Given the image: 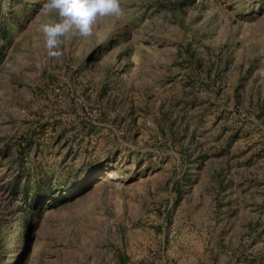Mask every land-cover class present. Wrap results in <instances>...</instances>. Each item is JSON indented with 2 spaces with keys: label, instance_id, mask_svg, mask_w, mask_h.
I'll use <instances>...</instances> for the list:
<instances>
[{
  "label": "rangeland",
  "instance_id": "obj_1",
  "mask_svg": "<svg viewBox=\"0 0 264 264\" xmlns=\"http://www.w3.org/2000/svg\"><path fill=\"white\" fill-rule=\"evenodd\" d=\"M45 2L0 0V264H264V0H120L60 56Z\"/></svg>",
  "mask_w": 264,
  "mask_h": 264
},
{
  "label": "clouds",
  "instance_id": "obj_2",
  "mask_svg": "<svg viewBox=\"0 0 264 264\" xmlns=\"http://www.w3.org/2000/svg\"><path fill=\"white\" fill-rule=\"evenodd\" d=\"M45 11L58 10L60 20L41 25L49 55L62 54V37L75 28L81 36L92 34L97 17L124 15L120 0H46Z\"/></svg>",
  "mask_w": 264,
  "mask_h": 264
},
{
  "label": "bare ground",
  "instance_id": "obj_3",
  "mask_svg": "<svg viewBox=\"0 0 264 264\" xmlns=\"http://www.w3.org/2000/svg\"><path fill=\"white\" fill-rule=\"evenodd\" d=\"M112 176L109 175V178H111Z\"/></svg>",
  "mask_w": 264,
  "mask_h": 264
}]
</instances>
